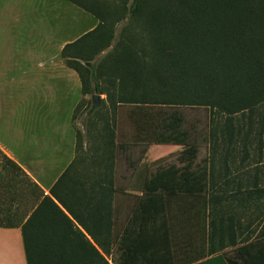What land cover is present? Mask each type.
<instances>
[{
	"label": "crops",
	"instance_id": "0c3cea01",
	"mask_svg": "<svg viewBox=\"0 0 264 264\" xmlns=\"http://www.w3.org/2000/svg\"><path fill=\"white\" fill-rule=\"evenodd\" d=\"M18 1L0 0V264H28L23 226L29 221L38 247L80 249L81 264H241L237 250L264 237V188L257 173L230 178L227 150L209 146L202 163L196 159L191 167L201 176L187 180L206 185L202 191L169 195L168 226L126 233L146 183L160 168L182 167L183 147L135 145V130L120 136L117 129L114 173L105 171L93 140L86 136L78 143L71 125L82 81L62 58L66 43L98 19L74 4L85 14L74 18L75 31L82 28L67 40L65 12L60 16L56 1ZM50 8L57 12L52 21ZM59 56L62 65L55 67ZM61 179L55 191L70 194L75 210L73 216L64 209L74 222L69 228L49 212L34 217L46 196L55 199L52 189Z\"/></svg>",
	"mask_w": 264,
	"mask_h": 264
},
{
	"label": "trees",
	"instance_id": "16d2710c",
	"mask_svg": "<svg viewBox=\"0 0 264 264\" xmlns=\"http://www.w3.org/2000/svg\"><path fill=\"white\" fill-rule=\"evenodd\" d=\"M69 1L98 19L93 29L66 43L62 58L79 74L83 95L98 94L100 102L101 95H106L109 112L103 116L101 138L93 139L99 152V164L103 163L108 173H114L119 145L118 112L125 105L130 106L129 115L135 130L133 144L183 147L179 157L182 167L173 164L160 168L146 183L144 196L138 201L126 233L136 226H168L169 195L173 191L200 192L206 186L187 183L189 178L201 176V172L191 169L199 147L184 128L181 106H206L213 121L217 115H226L227 123L221 132L226 145L233 146L244 129L258 130L264 143V0H131L124 6L128 16L145 17L151 45L165 61L164 65L154 66L150 71L158 81L156 94L144 89V69L136 65L133 52L128 48L116 51L117 27L128 17H122L113 28L115 7L100 0ZM103 52L110 61L105 80L99 81L96 63ZM90 73L92 86L87 84ZM98 109L100 105L92 99L88 114ZM237 115H247V126L244 122L235 126L233 119ZM214 129L217 131L218 127ZM248 133L242 142L245 146L250 141ZM217 136V132L212 133L213 152L217 151ZM77 140L79 143L78 134ZM230 154L231 150L227 149V157ZM61 181L52 189L57 201L46 196L34 217L49 212L59 216L60 223L69 228L74 222L64 209L73 216L75 210L70 194L62 197L55 191ZM30 224L29 221L23 226L28 264H81L77 259L80 249L38 247L28 231ZM64 236L67 240L68 234ZM90 247L100 255L94 246ZM254 250L255 257L252 256ZM81 251L88 253V249ZM237 252L243 259L241 264H264V237L240 247Z\"/></svg>",
	"mask_w": 264,
	"mask_h": 264
},
{
	"label": "rangeland",
	"instance_id": "374dc122",
	"mask_svg": "<svg viewBox=\"0 0 264 264\" xmlns=\"http://www.w3.org/2000/svg\"><path fill=\"white\" fill-rule=\"evenodd\" d=\"M56 1L60 7V16L61 12H65V38L72 39L76 37L82 28L78 26V31H75L74 27V18H83L84 11L76 7L69 0H50ZM109 6L115 7V14L112 17L113 28L117 21L121 20L122 17H128V20H125L121 23L116 30V35L118 37V44L116 51H122L123 49H129L133 52V55L136 57V65L144 69L143 77V87L149 94H156L159 89L158 81L154 78V75L150 73L154 66L159 67L164 65L165 61L161 59L160 55L156 53L152 47V37L147 29L146 21L140 14L128 16V10L123 9L124 6L131 2V0H100ZM19 6L26 5L30 3L31 0H19ZM63 6V10L61 7ZM20 12V10H19ZM47 16L50 21L53 20L54 16L57 17V12L50 8L47 11ZM61 18V17H60ZM55 25V24H54ZM51 28L54 27L51 25ZM61 30V29H60ZM83 30V29H82ZM57 31V29H56ZM57 33V32H56ZM51 34L53 32L51 31ZM116 37V39H117ZM106 53L103 52L98 58L96 66V74L99 78V81H104L106 78V66L110 61L109 56H105ZM52 59V58H50ZM164 63V64H163ZM51 64L55 67L62 65L60 56L56 58ZM68 68V67H66ZM93 69V68H91ZM68 78V77H67ZM89 86L93 84V77L91 73L88 75ZM67 91V90H64ZM75 91V87H72V90ZM102 101L99 102L100 109L96 110L92 115L88 114V109L90 107V101H92V94L82 95V99L76 102L73 106V118L71 119V125L78 134L80 141L86 136L88 139L92 140L95 137L101 138L100 132L102 131L103 126V116L109 112L108 103L106 101V95H101ZM82 102V103H81ZM80 104V108L77 106ZM180 110L184 116V128H186L192 137V141L198 144L199 154L197 161L202 163V158L204 150L209 146H213L214 142L212 141V133L217 132L218 138L216 143H218L217 148L224 150H231V154L227 157L228 167H229V177H250L255 178L257 173V181L259 188H264V143H261L258 130H247L244 129L240 131L235 138V143L233 146L226 145V140H223V127L227 123V116L224 114L217 115L213 121V116L211 111L206 106H181ZM130 106H122L118 112V125L117 129L119 135H123L125 130H132L134 132V126L130 119ZM245 118L247 115L244 116ZM241 115L234 117L233 121L237 127L239 123L245 124L247 126V118L245 121ZM218 127V130L215 131L214 127ZM238 132V131H236ZM248 133L249 143L245 146L242 144L244 141L245 135ZM264 140V134H262ZM99 140V139H98ZM100 141V140H99ZM101 142V141H100ZM212 143V145H211ZM245 156V158H244ZM163 161L159 159L157 162ZM176 161V159H169L166 162L171 163ZM230 187V186H229ZM234 186L230 188L233 189ZM229 188V189H230ZM260 223V220H259Z\"/></svg>",
	"mask_w": 264,
	"mask_h": 264
},
{
	"label": "water",
	"instance_id": "95a60500",
	"mask_svg": "<svg viewBox=\"0 0 264 264\" xmlns=\"http://www.w3.org/2000/svg\"><path fill=\"white\" fill-rule=\"evenodd\" d=\"M92 99H93V103H95L97 105L99 104L100 100H99V95L98 94H94L92 96Z\"/></svg>",
	"mask_w": 264,
	"mask_h": 264
}]
</instances>
